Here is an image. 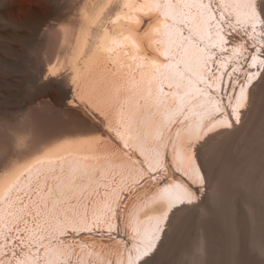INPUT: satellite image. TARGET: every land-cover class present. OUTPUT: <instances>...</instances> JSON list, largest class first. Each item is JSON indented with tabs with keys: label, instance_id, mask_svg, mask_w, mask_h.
<instances>
[{
	"label": "rangeland",
	"instance_id": "1",
	"mask_svg": "<svg viewBox=\"0 0 264 264\" xmlns=\"http://www.w3.org/2000/svg\"><path fill=\"white\" fill-rule=\"evenodd\" d=\"M120 2L0 0V62L14 65L20 62L23 55L29 60L25 72L0 66V187L6 176L24 167L26 162L29 164L33 158L48 150L68 147L65 143L69 141L72 143H69V149L73 148L75 142V148L78 147L77 141L81 145L82 141L88 140L92 147L90 143L82 142L83 148L87 145V150H124L112 128L118 124L117 120L114 121L117 118L114 108L121 105L122 100L119 99H122L125 92L118 86L120 76L116 83V73L119 74L117 67L115 68L109 55V58L105 56L107 52L103 53L100 47L102 37L98 34L106 28L112 31L119 30L116 27L124 29L127 24L125 29H132V32L136 27L139 29V32L138 29L134 30L138 38L143 30L146 31L154 23V16L157 20V15L145 12L146 14H142L144 24L141 23L142 19L133 24L134 27L136 25L134 28L118 15L123 11ZM262 10L264 14V0ZM258 33L256 28L254 35L259 36ZM145 34L144 32L138 38L142 37L145 41L140 42L141 50L146 47L144 43L150 33L147 31ZM235 34L242 35L240 31ZM96 36L101 38L100 41ZM151 45L147 46L150 52L147 47L145 49L148 53H152L154 48ZM217 55L226 57L221 52ZM248 55L247 53L243 58L245 63ZM248 69L242 70V76L240 74L234 83H239ZM26 73L32 78H28ZM21 77H25L24 81ZM113 86L114 92L118 89L115 94ZM72 90H75V94ZM69 100L76 106H69ZM243 111L241 124L209 135L205 133L200 138L202 141L197 147L207 172V183L199 202L194 206L181 208L173 215L159 253L154 257L162 259L163 264H264V75L253 88L250 101ZM82 146L79 147L81 150ZM113 168V173L110 168L106 174L108 182L99 185L93 191L94 194H89L90 197L85 196L87 204L93 197L98 198L117 185L121 171L118 169L120 172L116 173L117 169ZM110 173L112 174L109 175ZM123 173L121 182L124 185L123 200L126 202L123 208H119V218L121 231L123 228L128 232V225L125 223L127 213L124 214L123 210L129 209L138 196L151 191L153 180L146 179L142 185L133 180L134 184L131 176L128 175L127 178V173ZM18 190L21 195L23 189ZM25 192L21 195L23 200H28L34 193ZM21 197L18 198L21 200ZM27 216L16 227L13 224L11 228H7L10 241H6L7 237L3 233L5 243L0 245V255L10 253L9 259L13 261L25 249L34 251L32 244L39 245L40 236L36 237L32 233L30 236H33L28 238L26 231L28 232L30 225L41 220L40 213ZM183 226L186 227L184 231L188 239L179 238V229ZM37 232L38 230L36 234ZM70 233L72 239H78V231ZM98 233L100 236L83 234L82 238L85 241L100 242H95L100 248L103 245L114 246L112 231ZM174 243L178 245L174 254L165 255L163 251L166 246ZM77 249L81 252V247ZM79 251L70 257L69 263L63 264H87L80 262Z\"/></svg>",
	"mask_w": 264,
	"mask_h": 264
},
{
	"label": "bare ground",
	"instance_id": "2",
	"mask_svg": "<svg viewBox=\"0 0 264 264\" xmlns=\"http://www.w3.org/2000/svg\"><path fill=\"white\" fill-rule=\"evenodd\" d=\"M119 1L122 3L123 11L118 15L124 18L125 23L132 24V27H134V23L136 24V22L144 18H142V14H146L145 12L147 11L153 14V16L157 15V20L156 16H154L156 22L154 21L149 28L147 26L146 28L148 29L146 31L143 30L146 34L147 31L150 33L147 34V36L149 35L148 40L151 38L149 42L147 40L144 43L146 44L144 46L147 47L149 44H152L151 47H154L151 50L152 53H148L150 52L148 47V52L145 50L146 47L141 50L140 42L145 41L142 40V37L139 39L141 41L138 38L144 32L141 33L142 30L140 29L141 35L138 36V34L137 38L134 34L138 29L136 25V28L134 27L136 31L133 29V32L132 29H130L131 31L128 28V30L125 29L127 26L125 24L124 29L116 27L119 30L112 31V29L106 28L102 30L103 32L100 31L102 35L98 34L102 37L101 45H99L102 47L103 53L104 51L107 52L105 56L108 57L109 55L115 63L114 66L116 65L115 68L117 67L119 74L117 75L116 73L117 81H115L117 83L119 81L118 76H120L118 86L125 92L122 99H119L122 100L121 105H117V107L114 105L116 108L113 107L117 113L116 116L113 112L117 117L114 121L117 120L118 124L114 126L115 128L113 127L114 124L112 125L113 128L111 127L116 139L120 141L124 150L121 151L120 149L119 151V148H115L118 151H92L91 149L89 151L86 149L87 142L90 143L88 140H85L86 142L82 141L86 143L84 144L86 145L84 148L81 140H79L81 142V145H79L82 146L83 150L79 148L78 141L76 144L78 146L76 147L77 149L75 148V141H73L75 142L74 146L72 145L74 149H69L71 147L69 144L71 141H69L68 145L65 143V146L68 147H63V145V148L59 147L55 149L56 151L47 149L48 151L41 155L39 154V157H35L36 159L33 158L29 164L26 162L24 167L20 166L22 169L18 167L19 169L15 172L16 174L13 173L10 176H6L7 180L5 179L0 187V245L5 243L4 239H2L4 232L7 237L6 241L10 239V236L7 234V228H11L13 224L16 227L18 222L24 221L27 214L35 215V213H40L39 219L41 218L40 221L38 219V223L29 226L28 232L26 231L28 238L33 236H30L32 233H35L36 237L40 236L38 238L39 245L32 244L34 251L32 249H25L13 261H19L22 264H35L31 259L33 258L37 262L36 264H63L64 262H68L71 259L70 257L79 251L78 247H81V252L79 251L80 262L83 261L87 264L91 261L102 262L103 260L104 264H163L162 259L154 257L159 253L173 215H175L177 210L194 206L195 203L199 202L203 196L204 185L207 183V172L199 156L197 147L199 142L202 141L200 138L205 133L209 135L217 130L229 129L241 124L243 122V110L247 102L250 101L253 88L264 75V55H261L264 44L259 50L253 52L249 43L240 40L241 35L231 33V40L244 45L243 48L237 49L245 50V53L249 54L245 64L240 60V63L243 64L242 70L249 69L244 73L245 76L242 80L240 79L239 83H233V75H236L234 70L233 73H230V79L227 83L228 71L232 68L233 63L237 64L236 60H231L228 70L223 71V80L220 88L217 91L214 88H209L219 101H222L224 110L223 112H218L193 82L200 74L201 51L186 46V58L189 62L188 69L190 70V77L193 79L189 84V95L192 101L191 104L188 103L186 105L182 112L175 114L169 120V112L171 113L176 110L180 104L189 102L180 101L177 97L172 96L174 92L183 91L181 88H177L176 85H166L164 87L168 91L167 95L160 93L159 73H163V65L168 60H176L175 57L163 56V50L167 47V43L170 44L176 34L174 31L164 28L165 24L169 23L170 17H163L162 12L164 10L167 14L173 15V9L169 6L162 7V3L165 0ZM214 1L217 5L218 0ZM173 2L176 3L178 8L184 7L186 9L182 2H178L177 0H173ZM223 2V11L227 20L233 22V17L235 16H239L240 18L248 16L247 9L243 7L245 0H223ZM190 4L189 7L196 14L197 21L194 26L191 21H188L193 26L188 28V31L191 29L192 35H194L195 39L200 40L201 45L213 43L215 35L207 27L204 9L196 6L200 2L198 0H190ZM211 4L213 5V1H211ZM259 7L261 14L264 15L262 0H259ZM218 11H220L219 7L215 10V13ZM143 22L144 19L141 23ZM257 30L261 37L259 26H257ZM184 33L187 34L186 30ZM199 36L204 37V39H199ZM100 37H97L99 41ZM262 42L264 43V41ZM182 47L183 45H178L179 49H182ZM232 47L229 44V51L221 52V54L227 57L228 55L230 56ZM252 56H256L257 58L256 67H248V61ZM217 59L225 60L226 57L218 58L217 55ZM28 61L27 57L22 56L20 62L14 65L0 62V66L14 71L21 70L25 72L27 69L25 66L27 67V64H29ZM213 65L215 66V63ZM262 65L263 69L261 70ZM253 73L255 75L252 76V80L244 85V107L237 109L239 114V119H237L236 115L234 116L232 112L233 108L229 107L224 97L229 96L231 98L230 106L235 105L236 108V98L240 96L239 87L246 80V77ZM258 73H260L258 78H255ZM218 74L219 70H215L214 68L213 73L208 75V79L205 80L208 87H210L209 83L211 82L215 84ZM27 76L28 78H32L29 74ZM28 78L26 80H29ZM21 79L24 81L25 77H21ZM229 84L232 85L231 90L228 88ZM114 88L113 86V92ZM225 88H227L226 91ZM116 89L114 94L117 93ZM72 93L75 94V90H72ZM114 94H112V97ZM212 96L214 97V95ZM115 102L117 103L116 100ZM68 105L72 107L74 104L69 100ZM90 147H92L91 143ZM64 148L68 149L62 151ZM113 167H115V170L117 169L116 173L121 171L122 174L125 172L123 173L124 175L127 173L125 177L128 178V175H130L132 179H129L131 181L135 180L140 185L146 180L142 182L144 176H150L153 173L148 167L155 169V175L157 176L152 182V190L147 194L145 193L146 195L144 196H138V198L133 200L129 209L125 208L123 210L124 214L127 213V221L125 223L128 225V232H125L123 228L121 231V218H119L121 217L119 215V208L120 206L123 208L126 202L123 200L124 190L122 191V189L124 185L122 184L123 181L121 182L123 175L121 176L120 174L121 177L118 176L119 182L117 181V185H114L107 191L105 190V194L98 198L93 197L92 200L89 198L90 202L88 201V204L85 201V196L88 195L90 197L89 194H92L91 192L93 191L95 192L99 185L101 186L108 182L107 178L109 177L106 178L108 176L106 174L110 168L113 173ZM118 169L120 170L119 172ZM174 183L182 184L187 190V196L195 198L190 199L187 197L182 200L181 204L172 207L170 204L171 199L182 195V191L173 186ZM18 189H23L22 194L25 191L28 194H31L32 191L34 193L28 200L27 198L23 200L22 194L20 195L17 192L19 191ZM5 194H8V196L2 200ZM18 195L23 201L18 198ZM80 195H82L81 198ZM25 197L23 196V198ZM161 215L163 216V220L160 219ZM187 224L189 223L187 222ZM153 229H155L154 234L148 239ZM185 229L186 227L184 228V226L179 229V238H187ZM109 230L112 231L113 234L111 235L115 239L113 240L114 246L106 247L103 245L105 247L103 248L101 245L102 249L96 244L100 242L95 240L94 242L85 241L82 238L83 234H96L100 236L98 232ZM72 231H78V239L71 238L70 232ZM102 235L105 234L103 233ZM149 244L150 246H148ZM177 247L176 243L169 244L163 253L167 256H172ZM3 251L5 250L3 249ZM9 254L0 255V261L3 264H11L13 262L9 259Z\"/></svg>",
	"mask_w": 264,
	"mask_h": 264
},
{
	"label": "snow or ice",
	"instance_id": "3",
	"mask_svg": "<svg viewBox=\"0 0 264 264\" xmlns=\"http://www.w3.org/2000/svg\"><path fill=\"white\" fill-rule=\"evenodd\" d=\"M196 6L202 7L205 10H207L210 17L213 16V13H212L213 5L211 3H208V4L201 3V4H198ZM216 6L219 7V9H220L219 16H220L221 21H223V16L225 14L223 11V9H224L223 0H218V4ZM243 7L246 8L248 13H249V15L246 17V19L241 20L239 16L233 17V19L235 20V23H233L231 20H229L227 22V30L220 27L219 24H216V27H215V31L217 34L216 38L219 39L220 43L211 45V48L218 49L221 52L229 51V49L223 47L224 45H229V44H231L233 46L231 51H235L237 48H243L244 47L243 44L237 43V41H235V40L225 39V37L228 36L229 33H235L237 31H240L242 33V35L240 36V40L247 41L251 45L252 51L255 52L257 39H256V36L254 34L256 32L257 26H259V28L261 29L260 39H261V41H264V15L261 14L260 7H259V0H245ZM181 35H183V34L181 33ZM190 39H191V29H189V36L185 37V40H190ZM261 55H264V48H262ZM250 59L255 64L256 59H257L256 56H252V57H250ZM253 75H255V73H253L250 76H247L246 80L244 82H242L241 86L239 87L240 96L236 98V108L232 109V112L234 115H236L237 119H239V114L237 112V109L244 107V103H243V100L245 98V87H244V85L252 80ZM228 88H229V90H231L232 85L229 84ZM224 98L227 99L228 105H231V98H228L227 96H225ZM215 110L220 111L221 110L220 106L217 105ZM156 178L157 177L155 175V172H153L150 176H144L142 182L145 179L155 180ZM188 198L194 199L195 197L189 196ZM160 219L163 220L162 215H161ZM148 246H150V244ZM0 264H3V262L0 261ZM11 264H22V262L13 261V262H11Z\"/></svg>",
	"mask_w": 264,
	"mask_h": 264
},
{
	"label": "clouds",
	"instance_id": "4",
	"mask_svg": "<svg viewBox=\"0 0 264 264\" xmlns=\"http://www.w3.org/2000/svg\"><path fill=\"white\" fill-rule=\"evenodd\" d=\"M185 64H186L187 68H189V62H188V59L187 58H185Z\"/></svg>",
	"mask_w": 264,
	"mask_h": 264
},
{
	"label": "water",
	"instance_id": "5",
	"mask_svg": "<svg viewBox=\"0 0 264 264\" xmlns=\"http://www.w3.org/2000/svg\"><path fill=\"white\" fill-rule=\"evenodd\" d=\"M25 57V55H23Z\"/></svg>",
	"mask_w": 264,
	"mask_h": 264
}]
</instances>
